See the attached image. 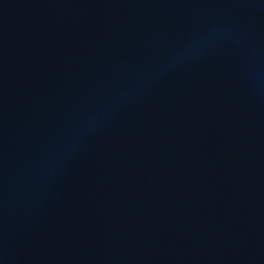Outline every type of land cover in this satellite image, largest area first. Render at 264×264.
<instances>
[{
  "label": "water",
  "instance_id": "1",
  "mask_svg": "<svg viewBox=\"0 0 264 264\" xmlns=\"http://www.w3.org/2000/svg\"><path fill=\"white\" fill-rule=\"evenodd\" d=\"M0 264H264V0H0Z\"/></svg>",
  "mask_w": 264,
  "mask_h": 264
}]
</instances>
